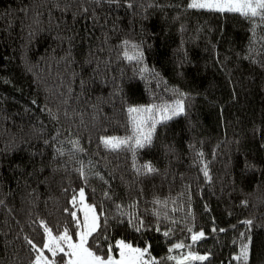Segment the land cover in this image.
Instances as JSON below:
<instances>
[{"label": "trees", "instance_id": "16d2710c", "mask_svg": "<svg viewBox=\"0 0 264 264\" xmlns=\"http://www.w3.org/2000/svg\"><path fill=\"white\" fill-rule=\"evenodd\" d=\"M190 2L0 0V264H34L41 221L76 238L81 188L105 253L124 240L160 264L189 250L209 259L188 264H239L250 235L248 264H264V28ZM181 93L185 114L151 145L105 147L130 134L129 107ZM188 229L205 236L192 244ZM181 242L192 248L169 252Z\"/></svg>", "mask_w": 264, "mask_h": 264}, {"label": "snow or ice", "instance_id": "6c2138e0", "mask_svg": "<svg viewBox=\"0 0 264 264\" xmlns=\"http://www.w3.org/2000/svg\"><path fill=\"white\" fill-rule=\"evenodd\" d=\"M109 2H118V0H109ZM188 7L218 13L238 14L250 22L253 35L256 34L257 28H264V0H191ZM127 44L128 42L126 41L125 45ZM132 47L137 50L139 49L138 45H133ZM125 57L129 61H141L143 54L137 51L134 55H128L125 52ZM142 71L147 72L148 68L145 66ZM180 95L182 98L175 100L171 104L152 103L147 106L129 107L130 134L122 137L111 136L102 138L103 144L112 151L129 150L135 156L137 149L151 145L157 125L166 123L181 114H185V103L183 99L185 94L181 93ZM142 167L146 174L157 171L151 164H145ZM79 171L83 176V168ZM137 171L139 172L140 169H137ZM204 175L208 177L207 166H205ZM105 196L110 198L107 193H105ZM71 203L73 208H76L77 204H79V210L83 211L82 220L77 216L76 211L70 213L76 222V239H73V234L70 233L67 227L63 231L54 234L53 229L45 224L44 221H41L40 224L46 235L43 244L38 247L32 240H28L29 245H31L33 251L36 253L34 264H160V261L151 256L149 245L141 248L133 246V244L124 240H119L115 244V247L118 249V258L116 255H113V245L111 244L108 245L107 252H103L97 243L100 237L94 235L101 228V214L97 213V206L85 202V191L83 188L79 190L78 197L76 195L72 197ZM117 207L119 208L120 206ZM134 219L135 224L138 225L135 227V230L141 231L144 227L143 221L136 219L134 216H130L129 223H133ZM107 221L108 218L105 216V228L107 227ZM243 223L248 226L252 225L251 220L243 221ZM188 231L192 233L190 237L192 244H195L196 241L205 236L203 231L193 232L192 229H188ZM220 231H224V229H220ZM163 235L167 237L169 236V232L165 231ZM241 236L243 237L245 234L241 233ZM103 238L107 239L106 236ZM90 239L92 241L91 244L89 243ZM250 245L251 236L249 235L246 240L241 241L239 252L233 259L239 262V264H248ZM186 247L191 249L192 245H185L183 242L176 243L169 249V252ZM45 251L50 256L45 255ZM57 256H60L59 261L56 259ZM167 259L174 261L175 264H188L189 261H206L209 257L207 255H194L189 250L180 256L169 255Z\"/></svg>", "mask_w": 264, "mask_h": 264}, {"label": "rangeland", "instance_id": "374dc122", "mask_svg": "<svg viewBox=\"0 0 264 264\" xmlns=\"http://www.w3.org/2000/svg\"><path fill=\"white\" fill-rule=\"evenodd\" d=\"M78 197V196H77ZM85 202H86V199H85ZM87 203V202H86ZM88 204H90V203H88ZM78 206H79V208H80V205L78 204ZM96 211H97V213H99L98 212V210H97V208H96ZM81 212V220L83 219V211H80ZM73 239H76V238H74L73 237ZM129 243V242H128ZM134 246V245H133ZM136 247H139V246H136ZM141 248H143V247H141ZM181 250L182 249H179V251L181 252ZM182 252H183V250H182ZM112 253H113V255H116L117 256V258H118V249H116V250H112ZM194 254V253H193ZM45 255H49L50 256V254L49 253H47L46 251H45ZM181 255V254H180ZM180 255H177V256H180ZM194 255H197V254H194ZM56 259H57V261H59L60 260V256H57L56 257ZM190 262V261H189Z\"/></svg>", "mask_w": 264, "mask_h": 264}]
</instances>
